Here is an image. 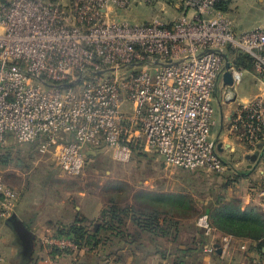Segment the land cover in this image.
Segmentation results:
<instances>
[{"label": "built area", "instance_id": "obj_1", "mask_svg": "<svg viewBox=\"0 0 264 264\" xmlns=\"http://www.w3.org/2000/svg\"><path fill=\"white\" fill-rule=\"evenodd\" d=\"M220 1L182 0L184 11L170 22L143 24L119 20L117 12L157 0L0 1V144L7 137L34 144L76 176L87 152L126 164L143 139L171 167L219 173L217 98L234 105L228 134L247 154L258 153L264 173V28L236 32L216 10ZM237 53L251 60L257 81L246 100L236 92L246 72L232 63ZM16 198L0 176V220L14 214ZM258 200L264 213V184ZM197 225L210 230L207 216ZM232 240L221 237L222 256ZM42 241L57 251L88 252L67 237Z\"/></svg>", "mask_w": 264, "mask_h": 264}, {"label": "rangeland", "instance_id": "obj_2", "mask_svg": "<svg viewBox=\"0 0 264 264\" xmlns=\"http://www.w3.org/2000/svg\"><path fill=\"white\" fill-rule=\"evenodd\" d=\"M152 3H154L152 6L140 4L129 10L119 11L116 18L130 24L149 22L155 14L147 13L145 9L138 7L152 8L157 5L155 2ZM226 4L228 6L223 13L236 26V30L264 28V0H226ZM165 8L163 10L162 6L156 7L161 14L173 13L172 10ZM138 14L141 15L139 21L136 19ZM214 136L215 130L213 138ZM143 142V139L138 140L131 160L126 164L113 161L109 153L91 151L86 157L83 171L76 176H69L62 173L55 165L53 155H43L38 152L39 148L36 145L17 144L7 137L5 142L0 144V176L6 187L16 191L18 194L16 200L19 195L22 199H35L37 203L44 200V207H41V210L46 213L50 209L53 212L56 209L59 219H65V222L69 220V212L79 215L84 213L83 216H89L90 219L92 218L89 223L92 234H95L94 227L100 224V218L93 216L95 210L100 211L103 207L107 210L114 201L117 207L126 206L128 210L130 207L140 208L138 203L160 211L172 209L183 217L177 219L179 223L175 228L176 231L172 229L169 238L143 235L140 242L147 247L159 244L162 248L170 250L177 249L180 244L191 245L197 241L198 236L193 224L205 213L208 206L216 209L224 208L230 196L241 195L243 191L248 190L249 185L252 188L259 179L257 176L250 178V174L246 176L245 170L240 168L243 164L242 152L237 146L234 154L226 151L225 155H220L224 163L222 172L207 173L188 172L171 167L157 153L148 150ZM235 170L240 171L236 173ZM248 181H251V184H248ZM180 197L192 200V211L178 208L175 200ZM233 204L237 207L236 202ZM77 208H80V211H76ZM208 222L212 224L211 219ZM125 224L126 232L132 234L134 238L137 237L139 241L140 237L129 222V218ZM105 236L103 233L98 235L101 241ZM220 239L221 236L215 234L213 241L219 244ZM234 245L235 242L232 240L230 248L232 249ZM84 248H87L90 254V264H102L103 258L109 256L118 259V264H130L131 260L139 262L129 250L114 249L113 252H109V249H104L101 245H98L94 251L89 247ZM61 254L65 256L61 257L60 264H71L69 260L73 253L60 252ZM78 254L81 253H75L76 259L80 261L84 257Z\"/></svg>", "mask_w": 264, "mask_h": 264}, {"label": "crops", "instance_id": "obj_3", "mask_svg": "<svg viewBox=\"0 0 264 264\" xmlns=\"http://www.w3.org/2000/svg\"><path fill=\"white\" fill-rule=\"evenodd\" d=\"M1 1V0H0ZM158 3L153 6L152 8L148 7H138V9H145L144 11H147V13L153 12L155 14L151 19L159 18L170 22L173 18L177 17L179 13L181 14L183 10L181 11V2L182 0H157ZM162 6V9L172 10L174 15L163 13L161 14L156 7ZM173 6V8L171 7ZM177 9V10H176ZM143 13V12H140ZM131 14V12H130ZM129 14V16H130ZM141 18V15H137L136 19L139 21ZM150 19V20H151ZM146 21V20H145ZM143 22V20H142ZM234 25V24H233ZM236 32H245V31H238ZM254 29V28H253ZM251 30V29H250ZM248 31V30H246ZM232 63L244 69L246 72L244 74V78L242 82L237 86L236 92L238 96L246 100L248 97L251 96V94L255 93L257 91V81L255 79V75L251 72L249 67L247 66V56L243 54H239L234 56L232 58ZM228 64V60L225 62V66ZM224 80V78H223ZM239 90V91H238ZM252 92V93H251ZM214 108H215V127L213 131L215 130V136L214 141L217 144V151L220 155H225L226 151L230 154H234V149L237 146V149L242 152V166L240 168H243L245 170L244 173L246 176L248 174L250 178L256 177L259 178L255 185L250 188L249 185L247 191H243V193L240 195H234L230 196L226 200V206L228 208H233L235 210L233 216L242 218L243 220H253L254 218H259L264 220V213L262 212L261 208L259 207V200H258V194L260 190L263 188L264 184V173L262 169L259 166L258 163V153H249L246 152L245 145L236 137L230 136L228 134V126L230 124V116L233 112L234 105H228L224 106L221 104V102H218L217 98L215 99V102H213ZM255 158L252 160V158ZM221 158V156H220ZM238 168V169H240ZM242 170V169H241ZM236 173H238L240 170H235ZM254 181V180H253ZM248 184H251V181H248ZM247 184V185H248ZM254 182L252 183V185ZM257 186V187H256ZM18 195V194H17ZM19 195L18 199L16 200V207L14 214L12 216H15L17 222L21 223L30 233V243H29V249L25 253L24 247H23V238L18 234L13 224H10L8 220H0V253L3 257V261L0 264H60L61 263V257L65 256L64 254H58L57 251L54 252L55 249L49 248L47 245H45L42 241L44 238L57 236L62 237L61 232H63L65 229L70 228L71 226H77L82 227L87 234H91L89 223L91 219L89 216L83 214L79 215V213L72 214L69 212V220L68 222H65V219H59L58 214L56 212V209L53 211L48 210L46 213L41 210V207H44V200H40L38 203L35 199H22V197ZM236 202V206L233 204ZM106 208L103 207L102 210L98 211L95 210V214H93L94 217H99L100 224L94 227L93 232L96 234L98 232V235L103 233L106 236H111V234H114L113 232L109 231H103L98 229L102 222V214L106 211ZM76 211H80V208H77ZM53 212V213H52ZM90 214V211L88 212ZM99 215V216H98ZM230 215V214H229ZM207 216V223L209 225V232L206 233V230L201 229L197 225V221L199 218ZM211 219V217L204 213L200 217L196 219L194 222V229L202 231L204 234V237L206 239L205 246L208 245H214V248L216 251L213 254L206 255L204 253L199 256L198 264H255L256 260L259 258V255L255 251V247L260 244V241H252L249 239H241L238 237H232L233 242H235L234 247L231 249L229 248L227 254L225 256H222L221 253H217L219 244L213 241L214 235L218 234L221 237L225 234H223L220 230H218L216 227H214L212 224L208 222V220ZM212 221V220H211ZM136 229V228H135ZM136 231V230H135ZM105 236V237H106ZM110 241L108 242H102L105 244L103 246L104 249H108L111 245H121L122 241L116 239V238H109ZM221 240V239H220ZM196 242L192 243L191 245H185L183 248L186 249H195ZM204 246V247H205ZM203 247V248H204ZM244 247V249L242 248ZM202 248V252H203ZM262 251H264V246H261L260 248ZM258 251V250H257ZM84 258H82L80 261L76 259L75 254H68L70 256L69 262L71 264H90V254L80 252ZM136 257L138 258L139 262H135L134 260L130 264H169L170 261L166 259H161V257L157 255H152L145 257L142 254H137ZM109 256L108 258H103L102 264H118L119 260ZM114 261V262H113ZM191 264L193 261L190 259L188 260ZM112 262V263H111ZM189 263V264H190Z\"/></svg>", "mask_w": 264, "mask_h": 264}, {"label": "trees", "instance_id": "obj_4", "mask_svg": "<svg viewBox=\"0 0 264 264\" xmlns=\"http://www.w3.org/2000/svg\"><path fill=\"white\" fill-rule=\"evenodd\" d=\"M2 1V0H1ZM226 0H221L216 5V10L223 13L227 8ZM181 7V11H182ZM224 14V13H223ZM236 55H239L237 53ZM248 67L251 70L252 64L251 60L247 58ZM90 154L87 152L85 156ZM114 201V200H113ZM175 203L178 204V208L188 209L192 211L191 199H184V197H180L175 200ZM118 204V203H117ZM140 208L132 209L130 206V210L125 206L117 207L114 202H111V207L108 208L102 214V224L98 229L103 231H111L114 234L111 236H107L104 240L98 237V232L96 234H87L82 227L71 226L68 229H65L61 232L62 237L71 238L78 247H89L90 250L97 248L98 245L101 247L105 246L102 242L110 241L109 238H116L122 241L121 245L110 246L109 252H113L116 250H129L132 256L136 259L137 254H141L145 257L157 255L161 257V259H166L170 261L169 264H189L188 260H192V264H198L199 256H201L202 248L206 244V239L204 234L200 230L194 229L195 233L198 236L196 241L195 249H186L183 248L185 245L180 244L177 246V249L170 250L169 248H162L159 244L154 246H144L141 242V237L143 235H149L153 238H169L172 233V229L175 230L179 221L177 219L183 218L181 214L171 210L168 211H160L156 208H150L142 203H138ZM235 210L233 208H228L225 206L224 208L216 209L208 206L205 213L211 217L212 225L220 230L226 236L238 237L241 239H249L252 241H260L255 247V251L259 255V258L256 260L261 264H264V251L260 248L264 246V220L259 218H254L253 220H243L242 218H238L233 216ZM230 214V215H229ZM131 215V216H130ZM129 218V222L136 228V234L140 237L134 238L126 232L125 223ZM176 231V230H175ZM134 236V235H133ZM154 241V239H152ZM258 250V251H257ZM57 250H54L56 252ZM60 252L67 251H57L58 254ZM70 253V252H68ZM89 254V252H88ZM173 259V260H172ZM133 261V260H131ZM135 262H138L134 260ZM191 264V263H190Z\"/></svg>", "mask_w": 264, "mask_h": 264}, {"label": "water", "instance_id": "obj_5", "mask_svg": "<svg viewBox=\"0 0 264 264\" xmlns=\"http://www.w3.org/2000/svg\"><path fill=\"white\" fill-rule=\"evenodd\" d=\"M226 68H228V64L226 65ZM224 82L226 85H231V78H230V75L229 73H225L224 76ZM255 158L253 157L252 160H254ZM8 222L10 224H13V226L15 227L16 231L18 232V234L23 238V247H24V251L25 253L28 251L29 249V243H30V233L28 232V230L19 222H17L15 216H11L9 219H8ZM217 253L219 254L220 253V250L218 249L217 250Z\"/></svg>", "mask_w": 264, "mask_h": 264}]
</instances>
